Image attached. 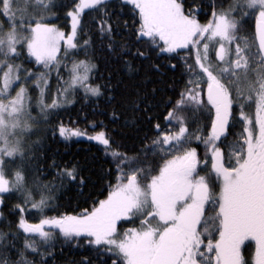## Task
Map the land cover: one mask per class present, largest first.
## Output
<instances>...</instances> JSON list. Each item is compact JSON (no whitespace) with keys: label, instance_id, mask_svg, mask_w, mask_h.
Returning <instances> with one entry per match:
<instances>
[{"label":"snow or ice","instance_id":"obj_1","mask_svg":"<svg viewBox=\"0 0 264 264\" xmlns=\"http://www.w3.org/2000/svg\"><path fill=\"white\" fill-rule=\"evenodd\" d=\"M122 4L131 6L132 25L127 20L121 23L120 17L99 20V38L108 41L104 46L108 53L121 57L128 42L117 51L114 33L120 27L131 29L135 42L148 46L147 51L137 48L135 55L148 59L150 53L157 57L167 54L164 59L168 61L180 56L189 78L165 116V120L177 122L178 131H158L150 145L144 146L143 159L140 153L130 156L113 148L104 131L88 137L103 145L116 165L115 183L109 181L106 195L104 191L93 195L85 193L89 178L78 165L45 164L36 155L35 145L41 141L39 136L32 139L38 119L32 115L29 81L39 89L38 104L45 119V109L57 107L58 100L54 98L51 104L45 100L47 73H34L17 61L26 51L37 65L49 70L58 67L61 41L65 57L69 50L81 47L77 35L82 14L86 9H103L105 0H73L66 11L71 22L69 33L50 22L58 7L56 0H0V193L15 191L33 209L43 211L53 198L52 192L74 185L85 205L79 212L42 218L39 224H29L21 217L17 227L38 234L45 243L58 230L76 246L86 244L98 256L108 254L111 264H264V0H229L219 9L213 5L211 19L203 24L198 18L202 4L197 0H122ZM252 16L254 34L241 35L242 25ZM91 43L90 38L84 39L85 59L72 62L68 87L79 86L86 96H99L100 86L89 83L97 68L94 50L89 51ZM179 50H188V56L194 52V64ZM150 69L163 72L159 63H151ZM68 87L57 96L66 94ZM108 87L116 86L109 81ZM147 97L137 89L130 103L137 118L150 124L158 118ZM189 103L195 106L193 120L208 113L206 135L200 127L189 131ZM234 105L239 107L242 131L225 145V151L217 142L223 143L233 134ZM154 127L159 130L160 124ZM58 131L65 139L85 135L62 123ZM193 139L206 147L205 166L207 151L211 152V173L200 174L197 149L189 146ZM149 153L165 154L158 170L147 163ZM32 167L36 176L30 183ZM47 169L55 170L51 179L38 182ZM217 182L218 192L214 190ZM34 187L40 190L39 200ZM206 205L212 206L211 215ZM16 207L23 211L21 204ZM123 223L132 226L122 228ZM44 225L51 231H45ZM13 236L0 230V264H48L36 257L50 253L41 252L37 242L28 238L23 248L17 249L16 259H11L15 244L8 241ZM252 244L254 252L249 259L245 250ZM28 250L32 259H28ZM70 264L92 262L84 257Z\"/></svg>","mask_w":264,"mask_h":264},{"label":"trees","instance_id":"obj_2","mask_svg":"<svg viewBox=\"0 0 264 264\" xmlns=\"http://www.w3.org/2000/svg\"><path fill=\"white\" fill-rule=\"evenodd\" d=\"M188 2L190 0H186V3ZM197 2L202 4L198 18L203 24L211 19L213 5L217 9L222 5L226 7L229 0H197ZM56 3L58 5L54 9L56 14L50 17V22L68 31L70 18L66 16V11L72 7L73 0H56ZM130 8L131 6H124L122 0H105L103 9H89L83 13L82 23L77 35V42L81 47L69 50L67 57L64 53L59 54V76L65 75L64 71L68 69L74 60L85 59L83 41L90 38L92 43L89 46V51L94 50L93 60L97 65L92 73L91 82L93 85L100 86L101 94L99 96H86L80 91L74 92V100L71 105L61 109H51L47 113V118L44 117L41 123L45 126V130L38 133L41 142L35 146L36 155L45 164L55 161L61 167L64 165H78L82 170V174L89 178V185L84 191L85 193L92 192L93 195L98 191H104L106 195L109 181L115 183L116 165L113 157L105 153L104 146L95 140H90L88 137L96 132L104 131L109 137L113 148H118L121 152H127L130 156L140 153L143 159L144 146L146 144L150 145L151 140L156 137L158 131L161 133L178 131L177 122L175 120L169 122L165 120V116L176 100L179 99V94L185 88L189 78L185 70L184 59H181L180 56L168 61L164 59L167 54L157 57L155 53H150L148 59L135 55L137 48L147 51L148 46L135 42V38L131 36V29L120 27L114 33V42L118 46L117 51H121L120 45L128 42V48L124 49L121 57L118 58L108 53L106 47H104L108 41L104 40L102 42L99 38V20L111 17L115 21L117 17H120L121 23L127 20L128 24L132 25L134 18ZM254 27L255 17L252 16L247 18L242 25L240 34L251 36L254 34ZM179 51L181 56L194 64V52L191 56H188V50ZM17 62L23 63L25 68L31 69L33 72L44 71L42 65H37L25 54ZM151 63H159L163 72L157 74L154 70H151ZM170 64H176L177 67L172 69ZM109 81L116 86L114 89L108 87ZM187 86L191 87V85ZM202 87L203 99L206 102L207 86L204 84ZM137 89H139L142 96L147 93V99L154 105L153 114L158 119L153 120L150 124L144 123L143 118H137V115L133 112L130 100ZM153 89H155L154 95L152 94ZM194 107L189 103L187 112L189 131H194L197 127H200L203 134L206 135V126L209 123L207 120L208 113L205 111L198 114L197 118L193 120L192 109ZM234 120L233 118L231 121V130L234 127ZM61 123L69 128H77L85 135L65 139L59 135L58 126ZM156 123L160 124L159 130L154 127ZM228 141L231 142L226 140L223 143H217L227 151L225 145L229 144ZM189 146L197 149L200 159V174L211 173V152L207 151V166H205V145L193 139ZM164 155V153H149L147 163L158 170V167L163 163L162 157ZM54 171V169H47L45 175L39 176L38 182L49 181ZM35 176V168L32 167L29 172L30 183ZM212 178L215 181L214 173ZM214 190L219 191L218 182L215 183ZM33 192L35 199L39 200L40 190L34 188ZM45 194L47 195V193ZM51 195L53 198L48 202V206L43 211H39L33 209L30 203L26 204L23 197L19 199L18 196L12 193L0 194V197H3V203L0 204V230L14 234L8 241L10 244H15V247L11 249V259H16L17 249H22L25 239L28 238L37 242L41 252L50 253V255L36 257L37 261L46 259L48 264H70L72 260L80 261L87 257L92 264H101L104 260H107V264H111V261L108 260V254L98 256L94 249L86 244L76 246L75 241L65 240L56 230L51 239L45 243L39 236L27 234L17 227L21 217L29 222H36L42 218L62 213L79 212L80 208L85 206L84 197L78 194L74 185L57 189ZM17 204L23 206V211L16 207ZM211 207V205H206L209 215H211ZM127 224L129 227L132 226L131 223ZM252 252H254L253 245L245 250L246 257L250 259ZM27 255L28 259L33 258L30 250H28Z\"/></svg>","mask_w":264,"mask_h":264},{"label":"rangeland","instance_id":"obj_3","mask_svg":"<svg viewBox=\"0 0 264 264\" xmlns=\"http://www.w3.org/2000/svg\"><path fill=\"white\" fill-rule=\"evenodd\" d=\"M87 10H89V9H86L85 11H87ZM82 16H83V14H82ZM69 23H70V28H69L68 31H65L63 28H61L59 26H57V27L60 28L61 30H63L65 33H69L71 31L70 19H69ZM234 47H235V45H232L233 49H234ZM63 49H64V42L61 41V51L58 53V56H59V54L64 53ZM24 54L27 56L26 51L24 52ZM211 55H212L213 59H215V51L214 50L211 52ZM29 59L32 60L31 58H29ZM71 67H72V64L68 67V69H66L64 71L65 72L64 76H62V75L59 76V73H60L59 66L58 67L53 66L51 68V70L46 69V68L43 67L44 71H42V72L47 73V77L46 78L48 80V85H47L46 92H45V100H46V102L48 104H51V102H52V100L54 98H56L58 100L57 107H55L53 109H61V108H64L66 106L71 105L73 100H74V98H73V93L74 92L80 91V92L85 94L84 90L82 88H80L79 86H77L75 89L68 87V82L70 81V72H69V70L71 69ZM34 73H36V72H34ZM21 76H22V79H23V76H24L23 71L21 72ZM91 76H92V74H91ZM59 80H61V81H59ZM89 83L92 84L91 78H90ZM41 87H44V85L42 84ZM66 87H68L67 93L64 94V95L57 96V93L61 92ZM28 88H29V94L32 97V100H31L32 115L34 117H37V119H38V124L34 127L33 135H32V139L35 140L36 137L38 136V133H41V132H43L45 130V126L41 124L42 121L44 120L43 119L44 118V113H41V106L38 104V98L40 96L39 89H36L35 86L31 83V81H29V83H28ZM13 94H14V92H13ZM89 96H91V95H89ZM234 108L236 109L235 114H234V119L235 120H234V127L231 130V132L233 134L230 135L229 138L227 139V140L231 141V142L228 141L229 143H232L233 140L236 138V134H238L239 132L242 131L241 123H239V121H240L239 107L237 105H234ZM50 110L51 109H45V111L47 113ZM246 111H250V110L246 109ZM37 145H35V146H37ZM226 163H227V160H226ZM10 193L18 196L19 199L22 198L20 196V194L15 192V191L10 192ZM0 194H6V193H0ZM23 201H24V199H23ZM26 204H28V203H26ZM39 221L40 220H38L36 222H29V221H27V222L29 224H39ZM127 227H129V225L127 223H123L122 224V228H127ZM44 230L45 231H51V229H50V227L48 225H44ZM56 231H58V230H56ZM27 234L38 236V234H32V233H27ZM252 245H253V249H254V244H252Z\"/></svg>","mask_w":264,"mask_h":264},{"label":"water","instance_id":"obj_4","mask_svg":"<svg viewBox=\"0 0 264 264\" xmlns=\"http://www.w3.org/2000/svg\"><path fill=\"white\" fill-rule=\"evenodd\" d=\"M255 28V27H254ZM206 91H207V89H206ZM206 98H207V96H206Z\"/></svg>","mask_w":264,"mask_h":264}]
</instances>
